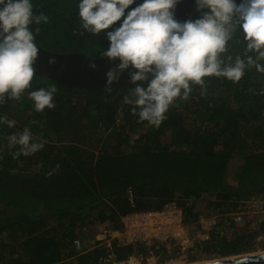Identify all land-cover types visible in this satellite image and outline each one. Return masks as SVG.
I'll return each mask as SVG.
<instances>
[{
  "label": "trees",
  "instance_id": "obj_1",
  "mask_svg": "<svg viewBox=\"0 0 264 264\" xmlns=\"http://www.w3.org/2000/svg\"><path fill=\"white\" fill-rule=\"evenodd\" d=\"M33 5L34 12L49 17L47 23L30 25L38 46L90 57H98L101 46H107L102 33L83 32L76 0H33ZM243 54V42L234 37L225 57ZM260 78L264 74L254 67L238 82L205 77L203 86L193 84L188 98H177L167 119L152 127L138 122L131 106L123 103L134 87L129 82L77 87L34 73L31 87L19 100L0 105V116L15 121L13 127L0 124L4 264H112L103 261L109 252L123 260L131 245L111 242V248L80 251L72 240L81 230L93 237L107 227L120 228L128 212L159 210L175 191L212 195L208 205L225 206V211L241 196L259 193L264 201ZM52 85L57 88L55 107L36 111L28 93ZM26 126L44 147L27 156L14 155L18 146L10 148L8 136ZM105 131L109 133L102 139L99 134ZM114 136L115 146L109 143ZM128 139L135 147L124 151L119 143ZM183 212L186 221L198 215L192 207L183 206ZM249 223L243 221L226 235L212 234L203 250L222 257L240 254L255 236ZM258 230L264 231V219Z\"/></svg>",
  "mask_w": 264,
  "mask_h": 264
},
{
  "label": "clouds",
  "instance_id": "obj_2",
  "mask_svg": "<svg viewBox=\"0 0 264 264\" xmlns=\"http://www.w3.org/2000/svg\"><path fill=\"white\" fill-rule=\"evenodd\" d=\"M178 2L76 0L83 32L102 33L106 39L100 58L118 61L105 74L108 85L129 70V83L134 87L124 95L123 103L131 106L138 122L152 127L167 119L177 98H188L193 84L203 86L205 77L238 82L251 67L264 74V0H193L199 15L183 21L175 15ZM48 20L45 13L34 12L33 0H0V105L19 100L31 87L39 48L30 25ZM234 37L243 42L244 54L225 57ZM93 61L88 67L95 69ZM56 93L52 85L28 95L34 109L42 112L55 107ZM4 123L15 125L14 120L0 116V124ZM8 144L18 146L14 155L25 156L44 147L27 126L11 133Z\"/></svg>",
  "mask_w": 264,
  "mask_h": 264
},
{
  "label": "built area",
  "instance_id": "obj_3",
  "mask_svg": "<svg viewBox=\"0 0 264 264\" xmlns=\"http://www.w3.org/2000/svg\"><path fill=\"white\" fill-rule=\"evenodd\" d=\"M196 198L175 191L174 198L164 203L161 209L128 212L121 217L120 228L109 227L101 230L88 242L91 246L86 248L87 244L80 238L73 239L72 246L85 251L100 245L110 248L111 242H114L117 246L131 245L133 249L144 246L160 250L175 254L183 260L198 255L213 256L215 254L203 250V244L211 240L212 234L221 236L231 232L234 226L246 220L245 215L249 214V211L235 210L208 216L195 209ZM183 206L192 207L197 211V218L186 221ZM134 252L124 261H113V264H139Z\"/></svg>",
  "mask_w": 264,
  "mask_h": 264
},
{
  "label": "water",
  "instance_id": "obj_4",
  "mask_svg": "<svg viewBox=\"0 0 264 264\" xmlns=\"http://www.w3.org/2000/svg\"><path fill=\"white\" fill-rule=\"evenodd\" d=\"M175 15L178 20L183 21L195 19L199 13L195 10L193 0H179L175 6ZM38 48L39 53L34 62V73L77 87L107 86L105 74L109 68L118 63V61L110 62L107 58H100V56L90 57L78 52L58 53L41 46ZM50 58H54L55 62L49 63ZM90 60H94L95 69L88 67ZM129 81V70L126 69L121 73L119 80L113 81L111 85H121ZM213 260H219L220 264H264V251L235 254ZM208 261L190 264H207Z\"/></svg>",
  "mask_w": 264,
  "mask_h": 264
},
{
  "label": "rangeland",
  "instance_id": "obj_5",
  "mask_svg": "<svg viewBox=\"0 0 264 264\" xmlns=\"http://www.w3.org/2000/svg\"><path fill=\"white\" fill-rule=\"evenodd\" d=\"M223 55L226 56V53L223 54ZM260 81L264 85V78H260ZM260 119H262V121H263V132H264V111L261 113ZM91 121H95V118L92 117ZM107 133H109V132L105 131L104 133L99 134V136H101L102 139H104V137H106L108 135ZM99 136H97V137H99ZM117 142L118 141H117V139L114 136V137L111 138L109 143H111V145L115 146ZM133 143L134 142L131 139H128L125 142L120 141L119 144H121L120 148H122V150L131 151L135 147V145ZM99 145H101V143L98 144V146ZM32 167H35V166H32ZM195 200H196L195 203H194L195 209L199 213L205 214V215H208V216H214V215L219 214V213H225V212H230V211H235V210L236 211H238V210L249 211V214L245 215V219L247 220V218L250 217V223L248 224V228H249L248 230L254 232L255 236L251 240V242L246 246L244 251H242L240 254L264 251V231L258 230L259 222L264 219V201L262 200L261 194L255 193V194H250V195H247V196H241L239 199H237L236 206L234 208H232L231 210H228V211H225V209H226L225 206H223L220 209H214L213 207L208 205V201L214 200L212 195H208V194L203 193L199 197H197ZM230 205H228V206H230ZM107 228H109V227H107ZM77 235H78V237L80 239H82L87 244L86 248L91 246V244L88 245V242L91 239H93V237H89L82 230H81V232L78 231ZM5 239H7V236L5 234L1 235L0 236V243H1V241H5ZM221 257L222 256H219V255H216V254L213 255V256L198 255L196 257H188L187 260H183V259L177 258V256L175 255V256H170L169 258H167L168 259L167 261H164V260H159V261L150 260L148 262L147 261H143V263L144 264H170V263L190 264V263H196V262H202V261L218 259V258H221ZM6 258H7L6 252L5 251L2 252L1 248H0V264H4V261L6 260Z\"/></svg>",
  "mask_w": 264,
  "mask_h": 264
},
{
  "label": "flooded vegetation",
  "instance_id": "obj_6",
  "mask_svg": "<svg viewBox=\"0 0 264 264\" xmlns=\"http://www.w3.org/2000/svg\"><path fill=\"white\" fill-rule=\"evenodd\" d=\"M231 233L228 234V236H230ZM205 244V243H204ZM203 244V245H204ZM111 248V245H110ZM203 248V247H202ZM135 250V252H134ZM134 252V256L136 257V261L139 264H144L143 261H150V260H154V261H159V260H164L167 261L170 256H175L174 254H169L160 250H153L151 248H146L144 246H140L137 247L135 249H133L132 251H130L129 253H133ZM126 258H124L123 260H117L115 257V254L112 252H109L106 257L103 258V261L105 262H111L113 264V261H124ZM126 264V263H124Z\"/></svg>",
  "mask_w": 264,
  "mask_h": 264
},
{
  "label": "bare ground",
  "instance_id": "obj_7",
  "mask_svg": "<svg viewBox=\"0 0 264 264\" xmlns=\"http://www.w3.org/2000/svg\"><path fill=\"white\" fill-rule=\"evenodd\" d=\"M170 264H178V263H170ZM184 264V263H183Z\"/></svg>",
  "mask_w": 264,
  "mask_h": 264
}]
</instances>
